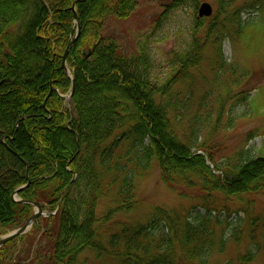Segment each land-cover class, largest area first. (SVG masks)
I'll return each mask as SVG.
<instances>
[{
    "label": "trees",
    "instance_id": "1",
    "mask_svg": "<svg viewBox=\"0 0 264 264\" xmlns=\"http://www.w3.org/2000/svg\"><path fill=\"white\" fill-rule=\"evenodd\" d=\"M73 1L0 0V174L11 175L0 187V234L32 215L26 201L50 213L0 248V264H204L221 222L214 209L154 207L134 221L137 180L153 163L172 188L198 186L225 197L264 191V156L228 164L219 175L209 155L195 151L205 144L191 150L208 93L181 136L175 125L189 103L175 87L190 88V71L201 62L223 88L232 77L239 84L222 45L247 38L254 23L243 19L239 0H215L209 17L196 16L198 0H171L168 9L188 6L193 19L187 47L169 52V71L158 76L147 40L128 51L102 32L111 18H129L137 0H80L77 20ZM227 99L217 98L218 114ZM262 239L258 250L264 231ZM247 257L251 251L240 261Z\"/></svg>",
    "mask_w": 264,
    "mask_h": 264
},
{
    "label": "rangeland",
    "instance_id": "2",
    "mask_svg": "<svg viewBox=\"0 0 264 264\" xmlns=\"http://www.w3.org/2000/svg\"><path fill=\"white\" fill-rule=\"evenodd\" d=\"M170 1L137 0L129 18L120 21L111 18L102 31L115 37L119 45L128 51L133 50L139 40H147L158 76L169 71L168 53L187 47L188 29L193 19L188 6L168 9ZM198 1L209 3L213 13L216 11L215 0ZM236 6L245 21L254 23L247 38L237 43L228 39L222 45L227 63L235 68V76L240 78L239 84L233 85L235 77L229 78L231 87H226L228 93H225L221 80L212 78L207 62L203 61L190 71V88L183 90L182 85L175 87V93L186 95L189 101L186 117L175 123L179 136L183 126L197 111L204 94L208 93L205 98L207 105L204 104L199 111L203 122L199 126L197 145L193 144L191 150L205 144V151H195L206 158L209 155V168L219 175L226 172L228 164L232 167L238 161L264 156V0H239ZM203 52L204 57L207 56V49ZM219 95L228 98L221 114L217 113ZM65 100L68 102L69 95L65 96ZM136 187L138 204L130 215L134 221L146 220L154 207L166 210L194 207L193 210L204 212L201 206L206 205L214 209V218L221 222L215 224V245L204 264H264V250L262 246L257 249V245L263 243L264 230L260 222L264 223V191L225 197L216 190L206 193L198 186L188 188L178 185L172 188L161 180L160 170L153 163L137 180ZM179 191L183 197H179ZM106 205L102 201L101 206ZM10 231L0 234V238ZM37 231L34 228L32 233L38 237ZM248 251H251L252 257L240 261ZM193 264L199 263L194 261Z\"/></svg>",
    "mask_w": 264,
    "mask_h": 264
},
{
    "label": "water",
    "instance_id": "3",
    "mask_svg": "<svg viewBox=\"0 0 264 264\" xmlns=\"http://www.w3.org/2000/svg\"><path fill=\"white\" fill-rule=\"evenodd\" d=\"M80 0H74L73 3H72V6H71V10L73 11L74 13V17L76 19V14H75V4L76 2H78ZM213 12V8L212 6L207 3V2H201L198 6V9H197V14H198V17H209L211 16ZM76 38V35L74 36V38L72 40H74ZM71 43L70 42L65 50V53L62 57V66L64 68L65 67V60H66V54L68 52V49L69 47L71 46ZM72 89H73V85L71 86V92H70V95L72 93ZM52 92V88L50 89L49 91V94ZM48 94V95H49ZM43 106H45V103H43ZM24 187V186H23ZM23 187L15 190L14 194H16L20 189H22ZM27 203H30L31 205H33L34 207V212L32 213V215L30 217L27 218V220L25 221V223L23 225H21L20 227L8 232L7 234H5L3 237L0 238V248L8 241L24 234L25 232H27V230L31 227V225L33 224V222L39 217V216H48L50 215L49 212L47 211H43L42 208H41V205L39 202H30V201H26ZM53 214V213H52Z\"/></svg>",
    "mask_w": 264,
    "mask_h": 264
},
{
    "label": "bare ground",
    "instance_id": "4",
    "mask_svg": "<svg viewBox=\"0 0 264 264\" xmlns=\"http://www.w3.org/2000/svg\"><path fill=\"white\" fill-rule=\"evenodd\" d=\"M75 20H77V19H75ZM77 23V22H76ZM78 30H79V26H78V24H77V32H76V37H77V35H78ZM74 35V36H75ZM74 38V37H73ZM73 41V40H72ZM71 41V42H72ZM70 48V47H69ZM10 178H11V175H9V177L7 176H5V175H3V174H0V187L2 186V184H4L5 182H7V181H9L10 180Z\"/></svg>",
    "mask_w": 264,
    "mask_h": 264
}]
</instances>
